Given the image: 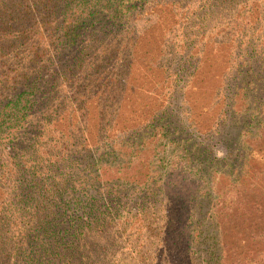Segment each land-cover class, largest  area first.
<instances>
[{"label":"trees","instance_id":"1","mask_svg":"<svg viewBox=\"0 0 264 264\" xmlns=\"http://www.w3.org/2000/svg\"><path fill=\"white\" fill-rule=\"evenodd\" d=\"M142 1L0 0V148L11 124L15 129L7 136L22 134L16 153L0 161V264L109 263L111 215L120 219L113 235L110 230L111 238L127 250L121 264H264V104L250 103L242 89L229 97L222 91L216 117L210 125L197 127L209 135L221 134V146L236 147L235 153L229 150L231 159V154L213 155L206 163V185L192 178L187 162H178L174 172L141 175L132 164L134 153L123 143L112 145L98 157L86 143V104L91 96H85L86 91L109 62V52L116 55L118 51L103 43L89 50L90 44L83 42L90 43L92 33L99 29L92 30L90 38L80 44L77 37L84 26L94 25L92 18L99 10L109 15L110 3L116 19ZM220 2L237 6L235 18L224 28L231 33L210 49L212 43L198 45V50L205 47V57L209 51L221 55L230 51L222 55L226 59L221 68L213 70L226 73L225 81L232 71L264 57V27H260L264 0ZM135 33L124 36L129 55L143 35L142 30ZM154 46L153 56L164 53L161 43ZM185 47L182 40L176 48L175 73L186 69L185 63L192 57H201L196 53L183 59ZM159 58L161 64L164 57ZM147 63L153 64L151 60ZM106 78L98 79L103 87H109ZM80 81L85 93L70 100L67 88L81 89ZM116 85L112 84L109 96L108 90L101 96L103 105L112 101ZM118 109L115 105L110 113L107 129L111 133ZM34 111L42 120L38 134L23 123L17 126ZM139 111L138 107L128 108L124 130L142 123ZM157 111L152 109L151 119ZM58 120L66 122L63 128L73 134L49 136L48 126ZM65 136L84 151L82 159L77 156L80 149H69L77 153L74 159L82 164L80 172L74 168L64 171L71 164L64 151L69 145ZM78 175L83 178L80 185L75 182ZM84 192L88 196L83 197ZM202 245L206 250L200 255L203 259L196 251Z\"/></svg>","mask_w":264,"mask_h":264},{"label":"rangeland","instance_id":"2","mask_svg":"<svg viewBox=\"0 0 264 264\" xmlns=\"http://www.w3.org/2000/svg\"><path fill=\"white\" fill-rule=\"evenodd\" d=\"M113 8V3H110L109 15L104 9L99 10L92 18L94 25L89 28L84 26L77 37V44H80L90 38L92 30L99 29L92 33L93 38L90 43L83 42L90 44L91 49L89 50L94 51L103 43L109 44L111 47L116 46L118 51L116 55L109 52V62L105 66L103 65L102 72L98 73L96 77L98 79L108 77L109 87H103L99 83L100 80L97 79L94 86L85 94V96L91 95L86 104L85 135L87 136V145L93 148L94 156L98 157L100 153L109 151L112 145L123 143L128 151L131 150L134 153L132 164L138 168V173L141 175L150 172L151 176L157 171L160 172L159 175L174 172L178 162L183 164L187 162L186 167L190 174L195 176L191 177L206 185L209 172L206 163L212 159L213 155L223 156L231 154V151L235 153L236 147L227 149L226 143L221 146L219 144L220 138H222L221 134L214 135L215 133H212L209 135L202 128L197 129V127L210 125L216 117L214 112L220 107L218 97L222 91L229 97L232 92L242 89V93L247 95L250 103L264 104V57L254 58L249 66H241L237 72L229 73L225 80L226 86H224L225 81L222 78L226 73L222 74L213 70L221 68L226 59H222V55H229L230 51L227 50L222 55L218 54L217 50L209 51L207 57L204 56L207 53L205 47L202 52H199L198 45L205 46L212 43L208 45L210 49L219 39L225 37L226 33H231L224 28L236 16L237 6L235 4L226 5L220 0H145L135 3L126 12L120 13L116 19L112 18ZM262 9L264 11V8ZM261 26L264 27V23H261ZM101 29H105L107 32L102 34ZM141 30L143 35L140 36L137 46H134L132 54L129 55L131 52L128 53L124 49V36L130 33L132 35V32H136L135 35L139 34ZM245 30L250 31V27ZM104 37H107L106 41ZM182 40L186 43L183 59L196 53L201 54V57H192L191 61L185 63L186 69L175 73L177 70L175 60L178 56L176 48ZM156 43L162 44L161 49L163 47L164 53L153 56L156 53L154 46ZM160 56L164 57L161 64L158 62ZM148 60L153 62L151 67L147 63ZM177 60H179L178 57ZM242 60L241 58L240 63ZM128 62L131 63L130 68L126 66ZM113 83L117 85L112 87V91L114 90L110 97L112 101L108 100L103 105L101 96L106 93V90H108L109 96ZM79 84L81 87L82 81ZM219 90L221 91L219 92ZM82 93H85L82 87L81 89L69 87L66 91L70 100ZM112 102L113 104H111ZM67 104L70 105L71 102H67ZM115 105L119 106V111L116 125L112 128L111 133L107 127L110 113ZM129 107L130 109L140 108L139 116L142 123L135 129L126 131L123 119ZM251 107H254L253 104ZM156 108L159 111L151 119V111ZM255 112L257 113L256 110ZM80 113L81 110L78 111L77 116L80 117ZM72 115L73 113L70 118ZM64 116H68V114H64ZM256 117L259 118L260 114L257 113ZM82 118L83 116L80 119ZM41 121L40 113L34 111L19 121L17 126L23 123L30 132L37 131L38 134L40 133L38 123ZM62 125H66L63 120L51 121L46 133L49 136L73 134L74 131H68ZM34 126L36 129L33 128ZM13 129L15 127L11 124V128L6 130L3 147L0 148V161L1 159L6 160L11 152L16 153L15 149L19 147L22 134L7 136ZM13 137L17 139L12 141ZM65 140L69 143L64 149L65 153L68 151L66 153L67 163H75L76 167L67 164L64 171L74 168L75 172H80L82 164L80 161L77 164L74 159L77 153L69 151V149H76L77 146L70 143L69 137L65 136ZM31 142L32 140L27 142V146ZM233 146H237V144ZM76 150L79 152L77 156H81L83 159L85 154L82 148L78 146ZM188 157L189 159L186 161L185 158ZM232 157L231 154L230 159ZM159 177L157 176L158 179ZM82 179L78 175L75 179L76 185H80ZM76 189L81 192L85 190L82 186H76ZM81 195L88 196V193L84 192ZM111 217L113 219H110V225L113 223L114 225L109 228L110 260L106 264H121L126 259L127 250L123 248L124 245L121 242L111 238V233L113 235L115 228H118L115 225L120 224L118 217L114 215ZM196 251L198 257H201V254L204 256L206 254L205 245ZM121 253L122 258L120 259Z\"/></svg>","mask_w":264,"mask_h":264}]
</instances>
